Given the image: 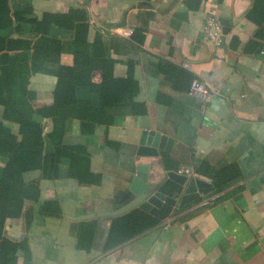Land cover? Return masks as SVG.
<instances>
[{"label":"crops","instance_id":"1","mask_svg":"<svg viewBox=\"0 0 264 264\" xmlns=\"http://www.w3.org/2000/svg\"><path fill=\"white\" fill-rule=\"evenodd\" d=\"M6 6L0 75L5 65L29 74L44 154L55 153L50 136L59 123L62 145L56 177L26 172V182H39V199L26 201L23 216L5 224V237L27 242L28 264H264V0H7ZM210 14L223 26L219 44L205 31ZM73 74L98 89L64 83L74 93L55 113L40 114L55 105L58 75ZM194 79L215 91L207 103L190 94ZM5 110L0 105V122L20 138ZM144 131L166 135L170 150L138 155ZM7 162L0 156V178ZM139 165L149 166L151 186L176 203L157 226L104 251L116 217L77 219L129 202ZM169 172L214 191L181 206L184 188ZM216 185L226 189L216 192ZM209 196L212 202L199 207ZM90 223L95 229L85 230ZM90 235L92 242L82 244ZM17 264H25L23 255Z\"/></svg>","mask_w":264,"mask_h":264},{"label":"trees","instance_id":"2","mask_svg":"<svg viewBox=\"0 0 264 264\" xmlns=\"http://www.w3.org/2000/svg\"><path fill=\"white\" fill-rule=\"evenodd\" d=\"M6 5L7 0H0V15L8 13ZM7 66H3V71L0 75V105L5 106V119L19 124V135L21 137L19 138L0 122V156L8 159L3 176L0 178V264H17L22 255L25 264H28L30 252L27 242L24 240L21 243H16L5 237V224L8 219H18L23 216L26 209V201H37L39 199V182H26L24 180L26 172L41 170L43 171V178L51 179L56 177L59 157L62 155V145L56 139L57 134L60 132V123L57 124L55 131L50 136L55 145V153L46 155L44 154L43 129L40 123L34 122L32 119L34 110L31 107L30 100L33 95L27 90L29 74L22 75L23 72L21 70L17 72ZM58 77L59 81L54 92L55 105L51 109L40 110V114L55 113L59 106H62L64 100H67V93H74L73 89L71 92L63 90L62 85L64 83H69L72 87L88 84L93 90L98 89L97 86L85 79L86 76H75L73 74L68 76L58 75ZM108 80V77L105 76L102 84L107 85ZM116 82L124 83L123 80H116ZM15 83L17 88H19L13 90L10 87L15 85ZM81 181H84L83 178H81ZM214 181L216 182V179ZM216 188V192H222L226 189L225 186L220 185H216ZM172 210V206L164 204L158 215L136 209L114 218L105 242L104 251L154 228L168 217ZM95 227L96 225L90 223L85 230L92 231ZM92 236L90 235L86 239L81 238V243L84 245L90 244Z\"/></svg>","mask_w":264,"mask_h":264},{"label":"water","instance_id":"3","mask_svg":"<svg viewBox=\"0 0 264 264\" xmlns=\"http://www.w3.org/2000/svg\"><path fill=\"white\" fill-rule=\"evenodd\" d=\"M224 26L228 24L223 20ZM172 140L166 135L156 131H144L140 139V147L138 155L140 156H158L159 150H170ZM149 166L139 165L137 173L130 186V191L133 198L126 204H117L112 211H106L99 214H93L81 217L77 220H86L95 217H118L127 214L137 208L158 215L163 204L174 205L175 198L165 195L157 190V187H152L149 182L148 171ZM169 178L183 187V193L180 199V205H188L201 197V194L206 195L214 191L212 186H208L206 182L196 179L188 178L185 174L178 172H169Z\"/></svg>","mask_w":264,"mask_h":264},{"label":"built area","instance_id":"4","mask_svg":"<svg viewBox=\"0 0 264 264\" xmlns=\"http://www.w3.org/2000/svg\"><path fill=\"white\" fill-rule=\"evenodd\" d=\"M205 31L208 37L216 44L223 38V26L220 18L215 14H210L205 19ZM190 94L207 103L214 95L215 91L200 79H194L191 84ZM214 198L209 196L198 203V206H205L212 202Z\"/></svg>","mask_w":264,"mask_h":264}]
</instances>
